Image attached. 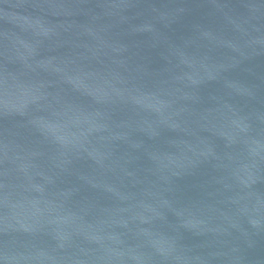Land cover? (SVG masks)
I'll use <instances>...</instances> for the list:
<instances>
[{
  "label": "water",
  "instance_id": "1",
  "mask_svg": "<svg viewBox=\"0 0 264 264\" xmlns=\"http://www.w3.org/2000/svg\"><path fill=\"white\" fill-rule=\"evenodd\" d=\"M0 264H264V0H0Z\"/></svg>",
  "mask_w": 264,
  "mask_h": 264
}]
</instances>
